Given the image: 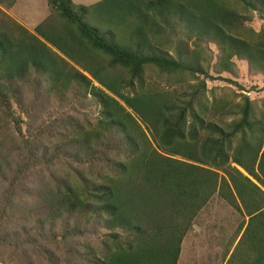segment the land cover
I'll use <instances>...</instances> for the list:
<instances>
[{
    "label": "trees",
    "instance_id": "trees-1",
    "mask_svg": "<svg viewBox=\"0 0 264 264\" xmlns=\"http://www.w3.org/2000/svg\"><path fill=\"white\" fill-rule=\"evenodd\" d=\"M46 1L49 16L29 32L2 11L16 0H0V109L21 139L18 166L0 162L9 172L0 245L24 264H177L217 196L239 216L221 260L264 264V119L243 97L223 126L206 120L202 102L210 70L233 75L234 59L264 74V31L247 26L264 18V0ZM147 73L196 83L170 93L151 88ZM39 80L61 110L94 107L96 119L46 116L34 127L21 92ZM40 137L58 143L43 153ZM60 160L64 171L30 189L31 169ZM30 197L36 219L24 218L20 237L1 233L16 201Z\"/></svg>",
    "mask_w": 264,
    "mask_h": 264
},
{
    "label": "rangeland",
    "instance_id": "rangeland-1",
    "mask_svg": "<svg viewBox=\"0 0 264 264\" xmlns=\"http://www.w3.org/2000/svg\"><path fill=\"white\" fill-rule=\"evenodd\" d=\"M2 11L7 17L14 19L9 10L2 8ZM247 26L257 33L264 31V18L255 15L253 21ZM188 46L193 49L191 43H188ZM211 49L214 51L212 56L213 63H215L218 55L213 46H211ZM168 51L170 52V49ZM233 62L236 67L233 75L224 73L217 76L212 72L213 70H210V75L213 76L214 80L206 81L202 97L203 104L208 107L206 120L214 121L223 126L230 124L236 116L226 112L230 109L234 110L236 106L240 105L243 97L248 98L251 102L256 118L260 119V116H262L264 119V74L251 71L244 61L234 59ZM39 81L38 86L33 89H23L21 92V101L23 100L24 108L33 106V116L36 117L34 127L43 126L46 123V116H51L52 119L57 121L65 120L67 116H73L76 118L75 121L81 123L85 121L93 122L96 119L97 110L94 107H80L78 110L69 107L67 110L64 108L61 110V107L54 102L53 97L48 93L45 82L43 80ZM146 82L151 88L175 94L188 91L190 86L196 83L193 79L180 81L176 77H158L154 73H147ZM94 85L98 86L95 83ZM13 106L17 115H19L21 110H18L16 105ZM2 111L0 109V153L3 161L0 162L15 168L20 161L18 149L21 139L14 132L12 122L3 117ZM21 119L28 122L23 115ZM23 128H27L26 123ZM33 130L35 128L31 129L30 126V132H33ZM52 142H54V145L58 143L56 140L50 141L40 137L35 140L34 146L35 149L41 150L43 153H49ZM61 161H56L52 165L42 163L31 169L27 174L30 189L40 190L49 176L64 171L65 163L64 161L61 163ZM8 177L9 172L4 169L3 173H0V191L6 188V178ZM36 200L32 197L23 198V200L18 199L10 218L8 217V220L4 223L6 227L1 230V233L15 234L20 237L21 229L26 228L22 227L26 226L24 218L28 219L31 215H34L33 219H36L34 212ZM39 206L43 209L41 203ZM238 221L239 216L237 213L218 199L217 196L214 197L196 219L193 230L184 238L177 264H224L221 260L223 247L233 235ZM22 258V255L18 256L13 248L0 245V264H24ZM36 264L39 263L36 262Z\"/></svg>",
    "mask_w": 264,
    "mask_h": 264
},
{
    "label": "crops",
    "instance_id": "crops-1",
    "mask_svg": "<svg viewBox=\"0 0 264 264\" xmlns=\"http://www.w3.org/2000/svg\"><path fill=\"white\" fill-rule=\"evenodd\" d=\"M71 1L74 5L82 7L95 5L98 2V0ZM8 10L11 12L12 17L30 32H33L49 16L46 0H16L13 7Z\"/></svg>",
    "mask_w": 264,
    "mask_h": 264
}]
</instances>
